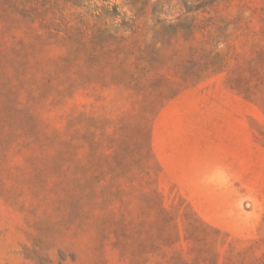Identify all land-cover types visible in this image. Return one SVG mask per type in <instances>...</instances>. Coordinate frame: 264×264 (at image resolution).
Segmentation results:
<instances>
[{
    "label": "rangeland",
    "instance_id": "obj_1",
    "mask_svg": "<svg viewBox=\"0 0 264 264\" xmlns=\"http://www.w3.org/2000/svg\"><path fill=\"white\" fill-rule=\"evenodd\" d=\"M157 1L0 0V264H264V0Z\"/></svg>",
    "mask_w": 264,
    "mask_h": 264
},
{
    "label": "trees",
    "instance_id": "obj_2",
    "mask_svg": "<svg viewBox=\"0 0 264 264\" xmlns=\"http://www.w3.org/2000/svg\"><path fill=\"white\" fill-rule=\"evenodd\" d=\"M65 1L70 3L72 6H75V7L81 8V9L82 8H88V11H86V14H88L92 19H94L95 22L107 20V19H111L113 21H116L118 19V17L120 16V13H119L117 7H115V6H110V5L98 6V5H91V4L86 5L87 0H65ZM161 3H162V0H158L156 5H161ZM160 10L161 9L157 10L158 14L161 12ZM190 11H191V9L187 8V12H190ZM79 19L82 22H85V17H84L83 12H80ZM184 19L185 20L189 19L191 21H194L195 17L194 16H188V14H187L184 17ZM165 22H166L165 19L157 18V26H158V24H161L164 26ZM134 27H135V24H134ZM167 27L170 28V31L168 33H165L167 31L165 30V27L163 28L164 38H166L167 41H172L173 39L184 35V33L181 34V29L184 28L182 21L177 22V23L171 22V23L167 24ZM99 32H100V35L98 37L101 38L105 34V31L100 30ZM166 40H165V42H166ZM159 42H163V41L160 40V41H158V43ZM218 54H219V52H215V55H218ZM212 57L213 56H211V54L208 52L206 60H209V61L205 62V68L203 70L205 72L210 71V70L215 72V71H220V70L224 69L226 64L223 63V64L214 65L212 63V60H211ZM203 70H199L187 78L190 80H196L203 75V73H204ZM134 75H136V74H134ZM148 75H149L148 71L144 68L143 71L141 72V74L136 76V80L140 79V78L147 77ZM245 90L250 96L252 94H255V91H252V87L250 85H247L245 87Z\"/></svg>",
    "mask_w": 264,
    "mask_h": 264
}]
</instances>
